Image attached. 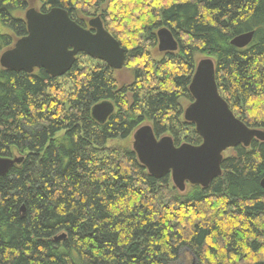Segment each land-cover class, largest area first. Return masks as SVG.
Here are the masks:
<instances>
[{
	"label": "trees",
	"instance_id": "16d2710c",
	"mask_svg": "<svg viewBox=\"0 0 264 264\" xmlns=\"http://www.w3.org/2000/svg\"><path fill=\"white\" fill-rule=\"evenodd\" d=\"M36 2L41 12L66 10L83 27L78 18L99 16L134 79L120 86L104 62L75 61L62 76L72 85L65 89L43 69L0 66V156L21 158L0 178V264H264L263 142L227 149L219 177L183 192L168 175H149L131 146L116 144L142 124L175 145L201 143L180 103L192 101L195 54L214 61L234 115L264 130V0ZM27 7L28 0H0V54L26 34L13 13ZM160 27L178 54L156 61L147 47ZM249 31L247 47L230 45ZM102 101L113 111L100 124L91 108Z\"/></svg>",
	"mask_w": 264,
	"mask_h": 264
},
{
	"label": "water",
	"instance_id": "95a60500",
	"mask_svg": "<svg viewBox=\"0 0 264 264\" xmlns=\"http://www.w3.org/2000/svg\"><path fill=\"white\" fill-rule=\"evenodd\" d=\"M24 21L26 34L0 54V66L4 69L28 74L43 69L56 78L71 69L79 54L103 61L112 70H120L125 64L126 51L104 28L99 17L90 19V29H86L62 8L53 7L46 12L29 8L24 13ZM155 35L159 52L170 53L178 48L168 28L160 27ZM252 38L253 32L249 31L233 36L229 43L243 49ZM188 92L192 101L182 116L184 121L193 124L201 138L200 144L175 145L168 135L157 138L149 124L140 125L131 135L132 150L147 173L158 179L168 175L180 192L186 185L206 188L219 177L227 149L238 145L248 147L252 140L264 143V130L247 127L219 94L211 58L203 57L197 62ZM112 111L111 102L102 101L92 106L91 117L102 124ZM20 160L0 156V177ZM260 185L264 188V178ZM62 238L60 235L56 239Z\"/></svg>",
	"mask_w": 264,
	"mask_h": 264
},
{
	"label": "rangeland",
	"instance_id": "374dc122",
	"mask_svg": "<svg viewBox=\"0 0 264 264\" xmlns=\"http://www.w3.org/2000/svg\"><path fill=\"white\" fill-rule=\"evenodd\" d=\"M29 8H35L36 10L40 11L39 4L36 2V0H28L27 9H29ZM24 12L25 11H15L13 14H15V16H17V17H20V18L24 19ZM78 19L83 21L84 23L88 24L89 19L87 17H82V18H78ZM157 45L158 44H157V38H156V43L153 46L152 45L149 46V44H148L149 47H147V51L149 52V56H150L151 59L156 60V61H160L161 59L166 57L167 53L159 52L158 48H157ZM177 54H178L177 52L174 53V55H177ZM203 57L204 56H202V55L195 54L194 55V62L197 63V61H199ZM76 61L78 62L79 66L86 67V68H94V67L102 64V62L99 61V60H94L92 58H89V57H87L85 55H81V54L79 56H77ZM112 76L119 83L120 86L129 85V84L132 83V81L134 79V68L132 66L124 65V67L122 69H120V70H113L112 71ZM58 82L65 89H71L70 87H72L70 81L67 80L66 77H62V76H61V78L59 77L58 78ZM180 103H181V109H182V113H183L184 109L190 104V102H189V100L182 98V99H180ZM180 133H181L180 137H181V140H182L184 135H186L187 133L184 132V131H181ZM117 143L119 145H121V146L130 147L131 143H132V138L129 137L128 139H126L124 141H119V142L116 141V144ZM182 143H186V142H182ZM182 143H180V144H182ZM111 144H113V143H110V142L108 143V145H111ZM229 153H230V150H226L225 153H224V157L227 156ZM12 156L13 157H18L19 154L16 151H14ZM188 188H189V185L186 186V190H188ZM185 260H186L185 261L186 263L190 262V257L188 255H186L185 256Z\"/></svg>",
	"mask_w": 264,
	"mask_h": 264
},
{
	"label": "bare ground",
	"instance_id": "6f19581e",
	"mask_svg": "<svg viewBox=\"0 0 264 264\" xmlns=\"http://www.w3.org/2000/svg\"><path fill=\"white\" fill-rule=\"evenodd\" d=\"M175 38V37H174ZM175 41L177 42V40L175 39ZM177 45H178V42H177ZM176 50H178V48L176 49ZM175 50V51H176ZM175 51H173V52H175ZM173 52H170V53H173ZM198 62V61H197ZM197 64V63H196ZM196 66V65H195ZM195 69V68H194ZM194 73V72H193ZM62 76H64V75H62ZM59 77H61V76H59ZM59 77H56V78H59ZM1 178V177H0ZM175 188V187H174Z\"/></svg>",
	"mask_w": 264,
	"mask_h": 264
},
{
	"label": "flooded vegetation",
	"instance_id": "af4514ba",
	"mask_svg": "<svg viewBox=\"0 0 264 264\" xmlns=\"http://www.w3.org/2000/svg\"><path fill=\"white\" fill-rule=\"evenodd\" d=\"M82 27H83V26H82ZM83 28L90 29L87 23L84 24V27H83ZM166 53H169V52H166ZM81 55H82V54H81ZM78 56H79V55H78Z\"/></svg>",
	"mask_w": 264,
	"mask_h": 264
}]
</instances>
